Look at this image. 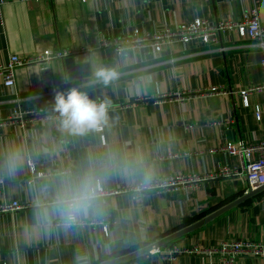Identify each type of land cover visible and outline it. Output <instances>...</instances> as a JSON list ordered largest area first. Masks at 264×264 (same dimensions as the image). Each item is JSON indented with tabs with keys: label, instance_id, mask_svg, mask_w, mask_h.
<instances>
[{
	"label": "crops",
	"instance_id": "obj_1",
	"mask_svg": "<svg viewBox=\"0 0 264 264\" xmlns=\"http://www.w3.org/2000/svg\"><path fill=\"white\" fill-rule=\"evenodd\" d=\"M255 7L264 23V0H5L0 64L14 54L49 59L20 67L13 88L0 76V118L18 106L53 105L57 90L72 87L97 101L107 98L113 107L104 126L106 143L98 130L74 134L54 123L27 129L0 125V205L14 200L31 205L0 211V264H100L193 225L246 194V179L233 175L212 176L179 192L121 191L144 182L147 171L152 180L240 167L239 156L220 148L230 141L264 140L263 96L253 94L245 102L240 95L263 79V52L254 40L227 31L218 45L194 39L164 45L157 54L146 45L121 55L101 42L197 18L241 20ZM61 52L72 53L76 65H88L90 74L71 75L66 58L57 57ZM89 60L114 68L118 78L108 85L94 80ZM212 87L222 92L205 93ZM178 93L183 96L163 97ZM15 149L23 161L9 174L5 160ZM30 161L43 175L32 173ZM85 173L99 176L109 194L98 197L94 210L81 218L109 221V232L62 225L52 209L65 182ZM38 200L48 208L47 223L37 218ZM222 238L264 244V190L161 248H215ZM118 264L224 263L217 255L184 254L170 262L149 252ZM235 264H264V257L242 256Z\"/></svg>",
	"mask_w": 264,
	"mask_h": 264
},
{
	"label": "built area",
	"instance_id": "obj_2",
	"mask_svg": "<svg viewBox=\"0 0 264 264\" xmlns=\"http://www.w3.org/2000/svg\"><path fill=\"white\" fill-rule=\"evenodd\" d=\"M30 1V0H22ZM85 2L86 0H81ZM5 0H0V9ZM237 32L241 36L248 35L254 40L255 45L263 52L261 60L262 81L261 83L249 86L240 91V95L245 102L247 98L253 94L262 95L264 98V23L260 19L259 10L257 7L253 8L251 14L241 20H221L218 22H210L206 19L197 18L196 20L183 23L176 26H165L159 31H154L150 34L140 35L137 30H132L131 33L121 38H103L102 46L112 47L118 54H124L126 51L133 50L135 48H141L146 45H150L154 53H158L164 45L181 42L183 44H189L194 39H199L205 45H218L221 43V35L225 32ZM223 48L221 47V50ZM72 55L70 52H61L57 54L59 58H68ZM48 55H37L33 57H21L19 55H12L7 64H0V76L4 78L5 85L9 88H13L16 84V74L20 67L27 64L48 60ZM220 93L219 88L212 87L205 93ZM182 97L183 95L170 94L163 97ZM113 107V103L110 102V108ZM262 114L261 106H257L256 115L260 119ZM59 114L54 111L53 105H31L27 107L18 106L14 109L9 116L0 118V125L15 124L21 129H27L37 126H46L48 124H59ZM105 127L98 129L101 132V138L106 143V136L104 134ZM221 151L227 155L239 156L242 160L240 167L230 168L228 166L221 168L218 172L209 174L206 176H200L196 173H183L177 175H169L156 177L150 180L148 183L141 182L131 189H123V191H132L135 193H143L146 191H154L156 193L161 192H179L183 189L195 188L200 185L206 179L212 176H235L237 178L246 179L247 186L245 193L247 194L251 190H256L264 185V140L258 143L247 144L243 140L230 141L226 145L220 148ZM30 169L36 176L39 174L35 167V162L30 161ZM35 177V175L33 176ZM2 183V181H0ZM109 193L104 189L99 194V197L106 196ZM30 204L21 203L18 201H12L10 203H3L0 205L1 212L16 211L24 209ZM62 225H65L62 223ZM86 225L101 226L106 232H109L111 222L103 220H83L78 219L76 222L67 227L77 226L84 227ZM150 253L157 254L163 260L173 262L179 256L184 254H201V255H217L220 257L224 264H235L237 259L242 256H263L264 257V244L243 241V240H231L228 238H222L219 244L215 248H201L198 245H192L188 247H179L178 245H172L166 250L161 247L153 249Z\"/></svg>",
	"mask_w": 264,
	"mask_h": 264
},
{
	"label": "clouds",
	"instance_id": "obj_3",
	"mask_svg": "<svg viewBox=\"0 0 264 264\" xmlns=\"http://www.w3.org/2000/svg\"><path fill=\"white\" fill-rule=\"evenodd\" d=\"M86 62L92 63L90 60ZM118 75L114 68L92 63V77L104 85L116 80ZM53 108L59 114V124L62 129L70 133L82 134L98 130L108 124L110 101L107 98L99 101L91 99L86 92L72 87L67 91L55 92ZM22 161V151L12 150L5 160V167L9 174H13ZM143 179L145 184L148 183L151 180V172H145ZM101 191L102 179L94 173H85L76 182H65L52 209L58 213L65 225H70L94 210ZM36 208L37 218L47 223L48 208L44 207L39 200L36 202Z\"/></svg>",
	"mask_w": 264,
	"mask_h": 264
},
{
	"label": "water",
	"instance_id": "obj_4",
	"mask_svg": "<svg viewBox=\"0 0 264 264\" xmlns=\"http://www.w3.org/2000/svg\"><path fill=\"white\" fill-rule=\"evenodd\" d=\"M65 65H66V68L71 75H75V74H78L80 72H83L82 74H84L86 76H88L90 74L88 65H76L75 64V58L73 56H70V57L65 59ZM262 190H264V185L259 187L256 190L249 191L247 194L241 196L240 198H238L234 202L216 210L212 214L202 218L201 220H199L198 222H196L193 225H190L186 228H183L177 232H174L173 234H170L169 236H166L165 238H162L161 240L153 242V243H151V244H149V245H147V246H145L139 250H136V251L131 252L129 254H126L124 256H119L116 258H112V259L103 261L100 264H118V263H122V262H125L128 260H131V259L136 258V257L146 256L151 250L159 248L165 243H168V242H170V241H172V240H174V239H176V238H178V237H180L186 233H189L190 231H193L194 229H197L203 225H206L207 223L211 222L215 218L221 216L223 213H225L226 211H228L229 209H231L235 205H238V204L246 201L247 199H249L252 196L261 192Z\"/></svg>",
	"mask_w": 264,
	"mask_h": 264
}]
</instances>
